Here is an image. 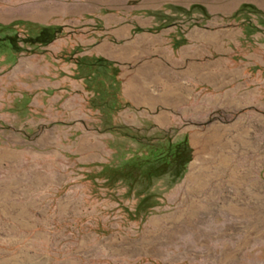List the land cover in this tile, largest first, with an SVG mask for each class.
Returning <instances> with one entry per match:
<instances>
[{"label":"rangeland","instance_id":"374dc122","mask_svg":"<svg viewBox=\"0 0 264 264\" xmlns=\"http://www.w3.org/2000/svg\"><path fill=\"white\" fill-rule=\"evenodd\" d=\"M0 25V264H264V0H0ZM184 138V175L145 177Z\"/></svg>","mask_w":264,"mask_h":264},{"label":"trees","instance_id":"16d2710c","mask_svg":"<svg viewBox=\"0 0 264 264\" xmlns=\"http://www.w3.org/2000/svg\"><path fill=\"white\" fill-rule=\"evenodd\" d=\"M10 28L8 25H0V45H12L17 42L15 36L8 34L6 31ZM60 34V27L58 26H44L38 30V32L27 38L24 41H30L34 44L47 45L54 41ZM91 66L98 67L99 69L110 68V62L99 59L91 62ZM115 77L117 74L112 73ZM117 82V81H116ZM115 82V83H116ZM121 129L117 126L115 129ZM191 147L187 138H184L180 142H169L167 144L157 143L153 145L148 143L146 149L143 150L140 160L146 161V164H140L143 168V174L145 177L150 178L156 175L170 173L173 176L172 184L179 180L186 172L187 165L191 160ZM147 200V196L144 201Z\"/></svg>","mask_w":264,"mask_h":264},{"label":"bare ground","instance_id":"6f19581e","mask_svg":"<svg viewBox=\"0 0 264 264\" xmlns=\"http://www.w3.org/2000/svg\"><path fill=\"white\" fill-rule=\"evenodd\" d=\"M131 49V47H129L127 50H126V52H129L128 50H130ZM109 54H111V55H113L114 53H113V51H111ZM136 80H132V81H129L127 84V91H130L132 94L134 93V96L136 97V98H138L137 96H136V89H137V86H139L140 85V82H135ZM140 90H142L143 91V94H145L144 95V100L146 101V102H149V103H151V102H153V98H151V96L149 97V96H147V91L145 90V88L144 87H141V89ZM140 92V91H139ZM148 94H149V92H148ZM140 97H141V94H140ZM172 97V96H171ZM139 99V98H138ZM158 100V99H157ZM140 101V100H139Z\"/></svg>","mask_w":264,"mask_h":264}]
</instances>
